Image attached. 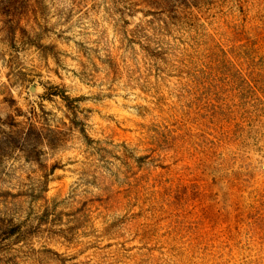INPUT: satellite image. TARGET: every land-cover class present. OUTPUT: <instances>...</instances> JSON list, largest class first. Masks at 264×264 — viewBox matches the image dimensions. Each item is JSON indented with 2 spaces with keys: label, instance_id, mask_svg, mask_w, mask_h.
I'll return each instance as SVG.
<instances>
[{
  "label": "rangeland",
  "instance_id": "rangeland-1",
  "mask_svg": "<svg viewBox=\"0 0 264 264\" xmlns=\"http://www.w3.org/2000/svg\"><path fill=\"white\" fill-rule=\"evenodd\" d=\"M5 143L0 264H264V0H0Z\"/></svg>",
  "mask_w": 264,
  "mask_h": 264
},
{
  "label": "trees",
  "instance_id": "trees-1",
  "mask_svg": "<svg viewBox=\"0 0 264 264\" xmlns=\"http://www.w3.org/2000/svg\"><path fill=\"white\" fill-rule=\"evenodd\" d=\"M66 98V97H64ZM12 132L11 135L16 137L20 142L25 145L31 146L33 151L36 152L39 147H41L45 142L52 149L58 148L63 144L64 139H62V133H55L49 131L48 134H45L44 130H37L34 125H30L29 128H20V125L11 124ZM14 129H17L14 131ZM15 149V146L12 143H5L3 149L0 148V158H4L8 151ZM36 150V151H35Z\"/></svg>",
  "mask_w": 264,
  "mask_h": 264
}]
</instances>
